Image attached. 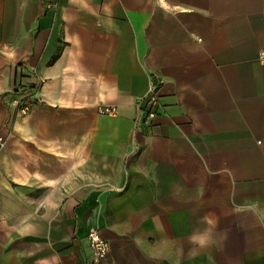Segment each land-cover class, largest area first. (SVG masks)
Here are the masks:
<instances>
[{
    "label": "crops",
    "instance_id": "obj_1",
    "mask_svg": "<svg viewBox=\"0 0 264 264\" xmlns=\"http://www.w3.org/2000/svg\"><path fill=\"white\" fill-rule=\"evenodd\" d=\"M261 53L264 0H0V264H264Z\"/></svg>",
    "mask_w": 264,
    "mask_h": 264
},
{
    "label": "built area",
    "instance_id": "obj_2",
    "mask_svg": "<svg viewBox=\"0 0 264 264\" xmlns=\"http://www.w3.org/2000/svg\"><path fill=\"white\" fill-rule=\"evenodd\" d=\"M260 60L264 63V53L260 54ZM158 86L151 84L148 94L142 102H144L148 108L146 112L147 119H153L156 116V107L158 104ZM30 111L29 107L22 109V114L27 115ZM99 114L103 116H115L117 110L110 107H102L99 109ZM88 242L90 246L91 256L96 263L105 260L110 252V247L107 241H105L97 230H91L88 236Z\"/></svg>",
    "mask_w": 264,
    "mask_h": 264
},
{
    "label": "clouds",
    "instance_id": "obj_3",
    "mask_svg": "<svg viewBox=\"0 0 264 264\" xmlns=\"http://www.w3.org/2000/svg\"><path fill=\"white\" fill-rule=\"evenodd\" d=\"M191 240L193 243L198 244L200 247H206L214 243L211 235L207 231L200 235H194Z\"/></svg>",
    "mask_w": 264,
    "mask_h": 264
}]
</instances>
